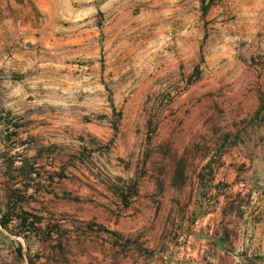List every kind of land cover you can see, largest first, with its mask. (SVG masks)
Instances as JSON below:
<instances>
[{
    "label": "rangeland",
    "instance_id": "rangeland-1",
    "mask_svg": "<svg viewBox=\"0 0 264 264\" xmlns=\"http://www.w3.org/2000/svg\"><path fill=\"white\" fill-rule=\"evenodd\" d=\"M203 225L264 264V0H0V264H186Z\"/></svg>",
    "mask_w": 264,
    "mask_h": 264
},
{
    "label": "crops",
    "instance_id": "crops-1",
    "mask_svg": "<svg viewBox=\"0 0 264 264\" xmlns=\"http://www.w3.org/2000/svg\"><path fill=\"white\" fill-rule=\"evenodd\" d=\"M206 219H204L205 222ZM207 226L203 225L192 235V248H188L186 252V264H207L208 260L210 264H226L224 253V242L218 237L213 239L212 243L206 239ZM212 247L211 257L206 255L208 247Z\"/></svg>",
    "mask_w": 264,
    "mask_h": 264
}]
</instances>
